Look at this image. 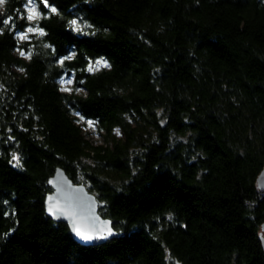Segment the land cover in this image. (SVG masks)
<instances>
[{"label": "trees", "instance_id": "trees-1", "mask_svg": "<svg viewBox=\"0 0 264 264\" xmlns=\"http://www.w3.org/2000/svg\"><path fill=\"white\" fill-rule=\"evenodd\" d=\"M25 1L0 12V264H264V0H37L18 41ZM57 167L118 236L48 216Z\"/></svg>", "mask_w": 264, "mask_h": 264}, {"label": "water", "instance_id": "water-1", "mask_svg": "<svg viewBox=\"0 0 264 264\" xmlns=\"http://www.w3.org/2000/svg\"><path fill=\"white\" fill-rule=\"evenodd\" d=\"M48 182L52 191L45 198L46 213L54 221L64 222L77 242L83 245H97L105 242L107 239L118 236V232L114 229L111 219L103 217L99 213L98 200L84 184L74 183L61 167L55 169ZM257 188L264 191V167L258 175ZM52 205H55L61 211L57 212L54 209L53 213L50 214L48 210ZM73 220L81 228L87 229L89 234L93 235V239L85 241L77 236L74 231ZM100 229H104V232L101 233ZM109 229L111 234H108ZM101 235L103 238H99ZM173 264L182 263L175 260Z\"/></svg>", "mask_w": 264, "mask_h": 264}, {"label": "rangeland", "instance_id": "rangeland-1", "mask_svg": "<svg viewBox=\"0 0 264 264\" xmlns=\"http://www.w3.org/2000/svg\"><path fill=\"white\" fill-rule=\"evenodd\" d=\"M28 7H29V3H28V0H26L24 5H23V7H22L21 14L24 16L26 21L30 22L31 24L29 26L25 27L22 31L15 32V36H16L18 41H26L27 39L31 38V35H34L37 32H40L38 30V28L33 24L36 19L32 20V21H29L27 19V16H28V10L27 9H28ZM31 7H34L36 9L38 17L42 14L41 7H40L39 2L37 0H33V3L31 5ZM2 8H3V6L0 7V12L2 11ZM29 29H32V31H29ZM21 35H25L26 39H20ZM19 50L22 51L21 48H20V49H17L16 52H19ZM23 56H25V55H23ZM101 62L103 63L104 61H101ZM100 66H102V65H100ZM68 80L72 81V78L70 76H62V77L59 78L58 86H59L60 90H62L63 88H68V89L71 90L72 82H71V84L62 83V81L66 82ZM65 92H69V91H65ZM78 92H81V90H78ZM74 116L77 117V114H74ZM75 122L80 125L84 136L87 139H89L92 143L100 144V143H102L104 141V132L98 130L97 126L93 122H91L89 120H82L81 118H77L75 120ZM89 122L92 125L91 127L89 126ZM117 133H119V134H117ZM115 135L117 137H123V134H122V132H121V130L119 128L115 129Z\"/></svg>", "mask_w": 264, "mask_h": 264}, {"label": "snow or ice", "instance_id": "snow-or-ice-1", "mask_svg": "<svg viewBox=\"0 0 264 264\" xmlns=\"http://www.w3.org/2000/svg\"><path fill=\"white\" fill-rule=\"evenodd\" d=\"M5 2H6V0H0V7H2ZM28 3H29V7L27 9L28 10L27 19L29 21H32V20H35V19L38 18V14L36 12V9L34 7H31V5L33 3V0H28ZM44 6L48 7L47 0H44ZM51 10L53 12L56 11L55 8H52ZM3 23L7 25L9 23V20H4ZM70 23L72 25H74V26L77 24V22L75 20L71 21ZM77 30H79V29H77ZM29 31H32V29H29ZM20 39H26V36L25 35H21ZM20 55L23 56V55H25V53L23 51H21ZM96 65L97 66L102 65L103 67H108L106 62L102 63L101 61H97ZM88 70L89 71H94V70H97V68L92 66V65H90ZM71 82H72L71 80H68L66 82L62 81V83H68V84H71ZM62 90L63 91H70V89H68V88H63ZM89 126L90 127L92 126L90 122H89ZM117 134H119V133H117ZM13 158L17 159L16 157H13ZM54 209L57 212L61 211L60 209L56 208L55 205H52V206L49 207V210H48L49 213L52 214ZM73 226H74V231L76 232V235L79 236L82 240L89 241V240L93 239V235L89 234V231L87 229L81 228V226L79 224H77V222L75 220H73ZM93 231H95V230H93ZM100 232L103 233L104 229H100ZM108 234H111L110 229L108 230ZM99 238H103L102 235Z\"/></svg>", "mask_w": 264, "mask_h": 264}]
</instances>
